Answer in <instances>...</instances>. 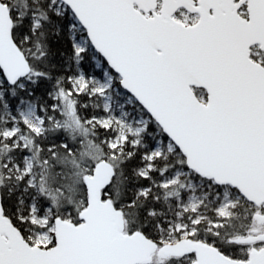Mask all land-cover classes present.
<instances>
[{
  "label": "snow or ice",
  "instance_id": "obj_1",
  "mask_svg": "<svg viewBox=\"0 0 264 264\" xmlns=\"http://www.w3.org/2000/svg\"><path fill=\"white\" fill-rule=\"evenodd\" d=\"M0 264H264V0H0Z\"/></svg>",
  "mask_w": 264,
  "mask_h": 264
}]
</instances>
